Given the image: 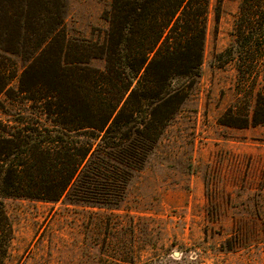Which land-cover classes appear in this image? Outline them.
<instances>
[{"label": "trees", "instance_id": "1", "mask_svg": "<svg viewBox=\"0 0 264 264\" xmlns=\"http://www.w3.org/2000/svg\"><path fill=\"white\" fill-rule=\"evenodd\" d=\"M209 4L110 0L102 39H87L67 36L64 0H0V264L4 199L120 205L201 76ZM230 35L219 57L249 76L264 62V0L239 1ZM258 109L262 95L252 123Z\"/></svg>", "mask_w": 264, "mask_h": 264}, {"label": "rangeland", "instance_id": "2", "mask_svg": "<svg viewBox=\"0 0 264 264\" xmlns=\"http://www.w3.org/2000/svg\"><path fill=\"white\" fill-rule=\"evenodd\" d=\"M239 1L210 0L201 76L120 205L4 199V264H263L264 62L242 77L219 57ZM109 5L64 0L67 36L102 39Z\"/></svg>", "mask_w": 264, "mask_h": 264}]
</instances>
